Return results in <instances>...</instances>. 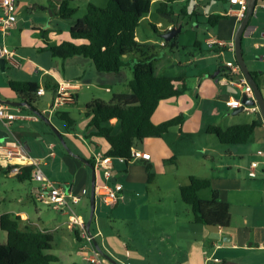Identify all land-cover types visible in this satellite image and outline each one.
<instances>
[{"label": "crops", "instance_id": "1", "mask_svg": "<svg viewBox=\"0 0 264 264\" xmlns=\"http://www.w3.org/2000/svg\"><path fill=\"white\" fill-rule=\"evenodd\" d=\"M206 1L208 4L212 2ZM60 3L61 0L58 1V9ZM239 10V4L215 3V8L206 14V19L212 14L225 17L218 22L216 28H210L213 33L207 31L212 35L206 40L208 45V42L214 39L225 46L209 45V49L203 51L199 43V54L193 63H203L208 58L221 59L222 62L201 67L199 76L196 75L195 80L191 81L195 89L194 94L191 96L184 93L162 101L151 118L154 125H159L184 115L186 120L182 128L173 127L162 138H149L138 144L136 150L148 153L151 156L149 161L138 160L128 165L115 163V171L109 183L113 185L117 182L123 188L115 206L109 207L101 197H94V216L90 233L96 235L101 232L102 236L96 238L101 251L99 253L116 260V264H121L120 260L124 257L128 260L127 264H219L224 261L244 260L252 261L248 264H264V120L259 113L234 114L235 110L229 108L228 102L231 98H240L241 92L219 83V80L227 75L225 63L236 60V54L230 45L235 42L241 22ZM144 19H149V16ZM160 25L159 23L157 26ZM31 29L37 30L43 37L38 38L31 30L24 29L20 26L19 19L17 29L10 36L3 38L0 34V48L5 47L13 52L18 62L17 67H14L4 59V73H7L8 67L18 72L0 84V103L12 113L31 115L32 112L27 108L7 104L22 103L18 95L10 89L9 82L37 83L45 93L42 96L36 95L35 99L47 106H52L55 90L60 84L75 85L78 89L67 90L74 96V103L66 104L55 114L45 117L47 122H53L54 119L61 121L58 116L67 114L75 121V125L68 130L66 123L61 121V128L58 127L67 151L57 149L49 137L42 139L41 143L36 142L37 138H42V135L37 133L42 119L16 120L11 127V139L24 143L30 155L42 162L41 169L48 180L59 185L67 195L78 199L77 203L71 202L72 205L81 204L86 208L92 198L93 171L96 185L105 182L103 170L95 167V158L104 156L110 149L104 138L91 136L95 129L89 127L90 119L85 115L86 109H82L95 99L103 100L99 92L104 88L98 84L102 73L96 71L89 59L79 56L68 59L54 57L48 49L63 43L57 32L51 31L49 35H44L42 27L35 26ZM69 42L76 45L87 43L85 40H73L71 36ZM244 46L248 50L246 54L243 52L245 62L250 72L259 74L256 83L264 98V0L257 2L254 17L242 38L243 50ZM157 48L158 46L154 45L150 48L151 52L156 54ZM214 70L215 74L219 72L215 78L210 73ZM155 72L158 76L181 78L180 81L172 83L174 89L189 88L190 83L183 74L176 77L159 75L156 66ZM105 91L108 94H119L114 93L111 87H106ZM240 113H243L244 117L237 116ZM253 121H259L260 125L244 145H221L216 136L207 133L209 126L226 129ZM110 124L113 126L114 135L119 134L120 126L117 120H112ZM0 131L7 132L1 120ZM51 152L54 153V158L50 157ZM80 159L87 162L92 160L94 166L89 167ZM173 159L176 161L165 163L166 160ZM253 163L258 164L254 170L255 177L250 175ZM182 165L183 171L180 172ZM173 166L175 170L169 178L167 168L171 169ZM147 167L153 175L151 180ZM154 171L157 172L156 175ZM56 173L58 177L55 176ZM191 177L211 183L209 189L200 192L201 199L211 200L216 195L220 202L230 206L231 226L227 231L222 230V233L231 239L230 242L223 243L222 246H218L216 242H207L209 230L206 226L193 223L190 210L180 197V188L186 186ZM39 189L40 185L34 187L33 192L36 194ZM60 215L62 218L63 214ZM15 216L22 221L20 226L24 230L52 234L53 248L58 240L62 241L65 247H69L73 241L72 235L80 243L85 241L79 228H70L69 223L63 219L42 221L41 214L37 213L38 217L33 220L26 211H19ZM77 216L85 223L90 218L89 216L86 219L81 214ZM106 221L109 223V229L102 228V222L105 224ZM65 226L66 234L63 232ZM52 251L53 249L48 253L53 255ZM218 253H222V257H218ZM66 257L71 264H78V261L83 264H104L102 255L97 263L89 262L94 257L90 246L88 249L79 250L77 254L68 251ZM215 259L219 263H215ZM105 264H108L107 261Z\"/></svg>", "mask_w": 264, "mask_h": 264}, {"label": "trees", "instance_id": "2", "mask_svg": "<svg viewBox=\"0 0 264 264\" xmlns=\"http://www.w3.org/2000/svg\"><path fill=\"white\" fill-rule=\"evenodd\" d=\"M74 1L61 0L57 15L65 20L71 18L77 12L76 9L71 8ZM106 1L105 8L90 3L86 15L76 20L70 29L73 40H85L87 43L76 45L73 42H63L48 50L54 57L61 59L76 56L89 59L96 71L104 74H119L123 68L131 66L133 78L129 83V93L114 94L109 101L95 99L85 108V115L90 119L89 127L95 129L91 136L104 138L110 145L105 156L124 158L128 165L132 161L133 147L149 138H162L173 127L182 128L186 120L184 115L159 125H154L151 118L162 101L181 96L187 88L178 90L172 87V83L180 81L181 78L158 76L154 66L157 54L152 53L150 47L140 44L137 40L136 31L141 21L150 15L154 0ZM177 1L179 0H163L157 10L158 14L165 18L171 16L170 8ZM210 1L229 2V0ZM183 13L186 11L184 10ZM224 18L212 14L207 18V25L216 28L218 22ZM171 44L172 42H168L166 45ZM198 45L197 42L195 46ZM131 54L137 55L135 63L128 60ZM250 73L257 82L259 74ZM9 87L18 95L22 103L34 106V99L40 89L37 83L11 81ZM58 118L66 123L68 130L75 125V121L67 114H60ZM114 119L120 126L117 135H114L113 126L110 124ZM259 125V121H253L226 129L209 126L207 133L216 136L221 145H244ZM175 161V159L166 160L165 163ZM88 163L94 166L92 160H88ZM32 171L33 168L26 167L16 178L20 182L32 181ZM147 172L151 180L153 175L149 167ZM0 173L8 175L9 170L0 166ZM210 187V181L191 177L188 184L180 188V197L183 203L190 207L194 224L215 226L227 231L232 220L230 206L220 202L216 195L211 200H203L199 196L201 191ZM21 222L19 217L11 214L0 217V228L7 234V243L0 245V264H56L58 258L48 253L53 249L54 236L47 232L24 230L20 226Z\"/></svg>", "mask_w": 264, "mask_h": 264}, {"label": "rangeland", "instance_id": "3", "mask_svg": "<svg viewBox=\"0 0 264 264\" xmlns=\"http://www.w3.org/2000/svg\"><path fill=\"white\" fill-rule=\"evenodd\" d=\"M58 1L59 0H17L16 9L20 26L24 29L31 30V32H34V35L38 38L43 37V35L37 30H32L31 27H42L41 31L44 35H49L51 31H56L59 35L60 41L69 42L71 27L76 20L81 19L86 15L87 6L90 3L100 8H105L107 6L106 0H75L71 4V8L76 9L77 12L71 18L65 20L57 15ZM161 2H163V0H154L149 19H143L141 21V25L136 31V36L140 44L147 45L150 48H153L154 45L158 46L155 51L157 59L154 63L157 67V73L159 75H173L174 77L183 74L190 83L189 88H187L185 93L192 96L195 89L192 87L191 81L195 80L196 75L199 76L200 68L204 66H213L216 63L218 64L219 62H222L221 59L216 60L208 58L203 63H193L194 58L199 54V48L195 46L197 42L202 45L203 51L209 49L206 40L212 34H208L207 31L213 33V30L207 25L206 14L215 8V3L210 2V4H208L206 0H179L170 8L172 15L165 18L157 12ZM184 10L186 13H183ZM159 23L161 25L158 27L157 25ZM154 27H156V29ZM173 27H175V29H180L181 31L171 41L172 44L166 46L163 36L169 30L173 29ZM54 44H56V42H54ZM247 51L248 50L244 46L243 52L246 54ZM204 54L206 53L204 52ZM128 60L135 63L137 61V55H129ZM15 72L18 71L8 67L7 73H4L3 68L0 65V84H2V81L6 80L8 77H12ZM210 73L213 76L215 70ZM205 75L208 76V74H203V76ZM100 76L102 77L98 84L104 89L99 92V95L103 97L102 99L104 101H109L113 96V94L106 93V87H111L114 93H127L130 91L129 83L133 78L131 66L123 68L119 74L102 73ZM33 105L40 113L43 110H49L51 106V104L48 106L43 104L38 101V99H35ZM74 109L77 110V108ZM82 109L85 108L82 107ZM237 116L244 117V114L240 113ZM61 125V121L57 119H54L53 122L41 120L37 133H40L42 138H37L36 142L41 143L42 139H47L49 137L54 141L57 149L67 151L57 135V132L61 134L58 129V127L61 128ZM167 170L170 178L175 168L173 166V168H167ZM182 171L183 165L180 172ZM153 173L155 175L157 174L156 171ZM55 176L58 177V173H56ZM169 184L170 180H168V185ZM38 185L41 184L34 180L20 182L15 176H8L0 173V216L9 213H13V216H15L19 211H26L29 217L33 220H36L38 213L41 214L40 217L42 221H51L53 219L58 220L61 216L60 214H63L60 220L63 219L68 223V210L61 213L37 199V195L33 192V188ZM71 207L73 213L76 215L81 214L86 219L89 218L92 210L91 201L88 202L86 208H83L81 204L71 205ZM187 208H189L190 215H192L190 207L187 206ZM108 225L109 223L107 221L105 224L102 222L103 229L106 227V229H109L110 226ZM63 232L65 234L67 233V226H65ZM72 238L73 241L69 247H65V245L61 243L62 241L59 240L54 246L51 253L59 258V261L56 264H71L70 260L66 257L68 251L77 254L79 250L89 248V245L85 241L83 243L78 242L74 235H72ZM6 243L7 234L0 228V245ZM218 257H222V253H218ZM101 259L104 264L106 261L108 264H111V262L104 257H101ZM112 260L116 262V260ZM120 261L121 264L128 263V260L125 257ZM77 263L83 264L81 261H78ZM236 263L248 264L252 263V261L244 260ZM139 264L146 263L141 262Z\"/></svg>", "mask_w": 264, "mask_h": 264}, {"label": "built area", "instance_id": "4", "mask_svg": "<svg viewBox=\"0 0 264 264\" xmlns=\"http://www.w3.org/2000/svg\"><path fill=\"white\" fill-rule=\"evenodd\" d=\"M17 0H0V34L3 38L10 36L11 33L17 29L18 25V16L16 9ZM230 4H239V18L242 20L247 10V0H229ZM210 46L219 45L225 46L224 43H220L214 39L210 40ZM233 52H235V45L231 43L230 45ZM0 58H3L9 62L14 67H17L18 62L15 60V54L8 51L5 47L0 48ZM225 70L227 75L224 78L219 80V83L222 85H229L238 89L241 92L240 98H231L228 102V106L232 110H242L243 113L249 115L251 113L261 114L258 104L247 105L242 102L243 97L247 100L255 101V93L248 83L247 79L243 75L241 68L237 64L236 60L233 62L225 63ZM78 89L75 85H63L60 84L59 87L55 90V98L52 102V106L49 110H44L41 112L43 117L51 116L55 114L60 108L69 103H74L75 98L73 95L69 94L67 90ZM45 93L43 88H40L37 92V96H42ZM33 114V113H32ZM24 115L12 113L8 107L0 103V120L3 122V125L6 131L9 133V139L5 140L4 143H0V165L9 170V175L17 177L23 173L24 168L31 167L32 171V180L40 183V189L36 192L37 199L48 206L52 207L56 211L64 212L68 210V223L70 228H79L83 239L91 247L94 257L89 260L91 263H97L99 261L101 254L94 248V243L96 242L97 237H101V232H98L96 235L90 233L86 228V223L82 218L73 213L72 203H77L78 199L72 195H67L66 192L56 183L48 180L44 175L41 165L42 162L38 159L33 158L30 155V152L27 146L19 142L16 139H11L13 134L11 132L12 124L16 120L22 121H39L40 118L33 115ZM50 157L54 158L55 155L53 152L50 153ZM132 162L138 160L149 161L151 156L148 153H140L136 150V147L131 149ZM126 164L124 158H113L107 156H98L95 158V167L103 170V176L105 182L96 185L95 195L101 197L103 202L109 206H115L119 201V192L123 189L119 183H114L110 185V181L113 177L115 171V163ZM129 163V164H130ZM257 163L251 165L252 172L251 176L255 177L256 174L254 170L257 168ZM72 202V203H71ZM211 260V258H209ZM215 263H219L218 260H214Z\"/></svg>", "mask_w": 264, "mask_h": 264}, {"label": "water", "instance_id": "5", "mask_svg": "<svg viewBox=\"0 0 264 264\" xmlns=\"http://www.w3.org/2000/svg\"><path fill=\"white\" fill-rule=\"evenodd\" d=\"M257 2L258 0H247V10L246 13L244 15V18L241 20L240 25L237 29L236 35H235V54H236V62L239 65V67L241 68V71L243 73V75L245 76V78L247 79L248 83L250 84V86L252 87L255 96H256V102L255 101H250L247 100L245 97H243L242 102L247 104V105H255L256 103L258 104L260 111H261V115L262 118L264 120V98L263 95L261 93V90L258 86V84L256 83V81L254 80L253 76L251 75L247 64L245 62L244 59V53H243V48H242V38L243 35L246 31V29L248 28L249 22L251 17L254 15L255 13V8L257 6ZM180 29H171L169 30L164 36L163 39L165 42H171L175 36L180 33ZM6 64V61L2 58H0V65L2 66V68H4ZM219 72H217L218 74ZM217 74H214L212 77L215 78L217 76ZM8 105H11L13 107H18V108H27L30 112H32L33 114H35L36 116H38L40 119L45 120L46 118L43 117L41 115V113L39 111H37L35 108L29 106L26 103H20V102H7ZM239 112H242V110H235L234 114H237ZM57 135L60 139V141L62 142V144L66 147V143L64 141V138L62 137V135L60 133L57 132ZM9 138V134L5 131H0V143H4L6 139ZM70 152V151H69ZM82 163L88 165L89 167H91V165L85 161L84 159H80ZM95 187H96V183H95V172L93 171V175H92V198H91V215L90 218L88 220V222L86 223V228L88 231H90V226L93 220V216H94V197H95ZM206 228L209 230L210 234L208 237V241L209 243L211 242H216L218 244V246H222L223 243H228L231 241V239L229 237H227V235L225 233H222V230L219 229L218 227L215 226H206ZM95 248H97V250L99 252L100 249L98 247V244L95 242L94 243ZM102 256H104L105 258H107L112 264H116L111 258H109L108 256L104 255L103 253L101 254ZM219 264H239L236 262H232V261H224V262H220Z\"/></svg>", "mask_w": 264, "mask_h": 264}]
</instances>
